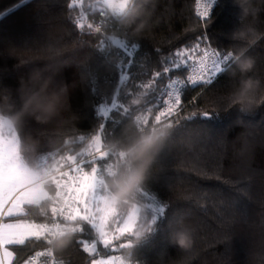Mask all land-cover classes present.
<instances>
[{
  "label": "trees",
  "instance_id": "1",
  "mask_svg": "<svg viewBox=\"0 0 264 264\" xmlns=\"http://www.w3.org/2000/svg\"><path fill=\"white\" fill-rule=\"evenodd\" d=\"M69 2L28 0L17 7L20 0H0V49L9 41L32 42L48 30L59 32L75 44L71 66L65 67L57 77L68 85L71 111L78 117L74 121L73 138L81 134L88 137L101 123L106 134L120 137L132 121L116 112L106 120L98 115V108L109 105L112 96L117 94V87L120 102L130 103L127 92L141 91L138 85L147 82L155 71L162 70V60L178 59L177 51L194 48L197 43L201 48L224 52L246 48V55L255 60L254 69L248 75L264 81V0H217L206 20L194 11L193 0H138L141 19L147 22L138 36H130L109 18L102 24L103 36L90 33L86 26L83 30L76 29L74 20L82 9L72 10L70 16ZM92 3L94 0H85L83 9L91 8ZM97 18L98 13L93 10L85 18V25H94ZM240 29L250 30V42L231 38ZM106 37L135 42L139 48L131 58L114 45L98 51L100 41ZM193 61L167 76L184 80ZM14 63L0 58V92H10L18 103V78L27 69H17ZM122 74L128 80L120 85ZM167 76L162 82L158 79V86L163 87ZM239 78L234 67L231 72L220 74L211 86H189L183 90L181 123L169 130L145 184L152 195L168 205L166 217L158 223L151 238L136 250V263L264 264V107L247 116L233 109L211 119H183L194 112H212L210 101L226 92ZM149 98L141 97V107ZM53 131V125H39L34 121H28L25 129L26 133L43 137L52 135ZM105 139L113 140L109 135ZM82 147L86 144L75 141L67 146L74 151ZM47 150L51 149L42 148L39 155H45ZM178 228L191 231L190 248L170 244L169 234ZM98 249L102 255H123V250L111 252L102 245ZM57 255L64 264H88L90 259L75 243Z\"/></svg>",
  "mask_w": 264,
  "mask_h": 264
},
{
  "label": "snow or ice",
  "instance_id": "2",
  "mask_svg": "<svg viewBox=\"0 0 264 264\" xmlns=\"http://www.w3.org/2000/svg\"><path fill=\"white\" fill-rule=\"evenodd\" d=\"M27 2L20 0L16 6ZM216 3L217 0H207L201 5L198 0L197 15L206 20ZM84 4L85 0H70L69 15L78 7L83 9ZM90 7L101 17L109 18L113 25L125 10L123 0H94ZM74 26L80 30L86 26L90 33L103 36L101 27H94L92 23L85 25L83 10L74 20ZM109 45L122 49L129 58L139 48L138 43L106 37L100 41L98 51L103 52ZM175 57L178 59L162 60V70L155 71L147 82L138 85L141 91L127 92L130 103L120 102L117 87V94L112 96L109 105L98 108V115L107 120L116 112L132 121L135 112L142 130L153 127L168 136L169 130L181 123L183 90L189 86H211L220 74L231 72L235 67L231 51L201 48L200 43L177 51ZM193 59L199 67L194 68V74L187 80L167 76ZM131 63L129 59L128 64ZM166 76L168 82L158 86V79L162 82ZM127 80L128 76L122 74L120 85ZM142 96H150L143 107ZM134 99L139 103L133 104ZM198 117L218 116L213 111H204L183 119L191 121ZM25 129L0 125V264H64L57 253L65 247L58 250L57 240L66 241L67 246L70 243L81 246L90 258L88 264H135L136 250L157 231L158 223L165 220L168 205L152 195L146 186L131 203L116 205L107 200L106 182L114 174L121 156L106 149L105 137L115 139V134H106L101 123L88 137L81 134L72 138L70 143L86 144L79 151L67 148L70 143H66L58 151L47 150L45 155L29 159L22 152ZM98 245L111 252L123 250V255H102Z\"/></svg>",
  "mask_w": 264,
  "mask_h": 264
},
{
  "label": "clouds",
  "instance_id": "3",
  "mask_svg": "<svg viewBox=\"0 0 264 264\" xmlns=\"http://www.w3.org/2000/svg\"><path fill=\"white\" fill-rule=\"evenodd\" d=\"M123 3L125 10L119 16L118 24L130 36H138L147 27V22L141 19V6L138 0H123ZM231 38L250 42V30L234 31ZM74 51L75 44L55 30L46 31L32 42L17 44L9 41L0 49V58L15 61L14 67L17 69H27L26 74L18 78V103L10 92H0V125L21 131L28 121L54 126L52 135L48 137L24 132L22 152L29 159L39 155L42 148L53 151L62 149L71 142L76 132L74 121L78 117L71 111L68 85L57 79L65 67L71 66ZM229 51L233 54L235 71L240 74V78L226 92L210 101V106L218 117L233 109L242 116L252 115L264 107V81L248 75L254 69L255 60L246 55V48ZM80 66L84 67L82 63ZM132 103H139V100L134 99ZM138 119L139 116L134 115L130 127L125 129L122 136L106 144L107 150L121 156L114 174L106 182L107 200L116 205L133 202L149 181L166 136L164 131L153 127L142 130L137 124ZM169 242L181 249H188L193 244L191 231L178 228L170 232ZM66 246V241H56L58 250Z\"/></svg>",
  "mask_w": 264,
  "mask_h": 264
},
{
  "label": "built area",
  "instance_id": "4",
  "mask_svg": "<svg viewBox=\"0 0 264 264\" xmlns=\"http://www.w3.org/2000/svg\"><path fill=\"white\" fill-rule=\"evenodd\" d=\"M207 2V0H199V3L201 5L205 4ZM215 6V5H214ZM213 6V8H214ZM193 7H194V11L196 12L197 14V8H198V0H193ZM213 8L211 9V12H210V15L213 11ZM84 11V15H85V18L88 17V14L92 13L94 9L92 8H89V9H82ZM98 13V12H97ZM106 21V17H101L98 13V18L96 19L95 23H94V26H99V27H102V24ZM199 65L196 63V61H193L190 66H189V69H188V73L187 75L185 76L184 80H187V77L189 75H193L194 74V68H198ZM175 79V78H173ZM168 82V80L166 81V83ZM165 83V84H166ZM40 250V249H39ZM135 264H139V263H136Z\"/></svg>",
  "mask_w": 264,
  "mask_h": 264
}]
</instances>
